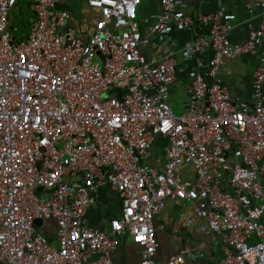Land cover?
I'll list each match as a JSON object with an SVG mask.
<instances>
[{"label":"built area","instance_id":"obj_1","mask_svg":"<svg viewBox=\"0 0 264 264\" xmlns=\"http://www.w3.org/2000/svg\"><path fill=\"white\" fill-rule=\"evenodd\" d=\"M20 0H0V264H112L129 237L141 264H158L155 216L171 198L188 201L191 224L204 218L227 245L222 264H264V0L245 40L231 31L237 14L220 4L195 16L160 0L150 31H201L187 42L200 67L179 113L171 101L178 61L165 39L149 57L142 0H87L101 17L84 38L60 0H34L26 33L14 31ZM257 54L251 100L234 97L220 67ZM165 137V162H146ZM192 164L194 180L182 169ZM122 199L102 227L87 223L99 188ZM54 219L56 239L39 229ZM184 246L162 264L200 256Z\"/></svg>","mask_w":264,"mask_h":264},{"label":"crops","instance_id":"obj_2","mask_svg":"<svg viewBox=\"0 0 264 264\" xmlns=\"http://www.w3.org/2000/svg\"><path fill=\"white\" fill-rule=\"evenodd\" d=\"M177 7L187 14L195 16L199 11L215 10L220 4L226 5L237 14L235 26L231 31V38L235 42L243 41L249 32V23L255 25L260 20L258 9L249 10L243 0H177ZM59 5L72 13L75 27L81 30V37L91 29L97 19L101 17L99 9L90 6L87 0H60ZM161 13L160 0H142L138 7V20L141 30L148 42L143 48L149 57L162 54L165 39L173 48L178 61L177 82L171 87V101L174 108L181 111L190 94V71L200 67L194 54H187L190 48L187 42L197 33L194 29L177 30L174 26L168 30V37L150 31V27ZM259 63L257 54H243L236 59L227 60L220 67V77L227 84L234 97L251 100L254 93V73ZM185 91L186 96L180 92ZM168 140L165 137L158 139L150 147V155L146 162L154 167H162L165 162V147ZM185 179L194 180L196 171L192 164H185L182 169ZM122 211L120 194L109 186L99 188L96 203L87 213V223L94 227H102L109 223L110 218L118 216ZM193 216V208L188 201L180 198L169 199L155 216V225L159 239L156 254L158 264L164 263L171 255L184 246L199 251L200 256L188 257L186 264H222L227 249L226 242L219 233L214 231L204 218L196 217L189 224ZM54 243L56 239V223L49 219L39 227ZM112 264H141V248L129 237L124 240L112 253Z\"/></svg>","mask_w":264,"mask_h":264},{"label":"rangeland","instance_id":"obj_3","mask_svg":"<svg viewBox=\"0 0 264 264\" xmlns=\"http://www.w3.org/2000/svg\"><path fill=\"white\" fill-rule=\"evenodd\" d=\"M33 1L34 0H20L18 2V5L15 7V9H14V22H13V26H14V31L15 32L18 31V29L21 27V25L19 23V20L22 19L24 16H25V19H26V17H28L30 15L31 10H30L29 4L31 2H33ZM71 23L73 25L75 24V22L72 21V20H71ZM76 28H77V34L79 36L82 35L80 27L78 25H76ZM180 95L181 96H186L187 93L185 91H181ZM175 111L177 113H179L178 110L175 109Z\"/></svg>","mask_w":264,"mask_h":264},{"label":"trees","instance_id":"obj_4","mask_svg":"<svg viewBox=\"0 0 264 264\" xmlns=\"http://www.w3.org/2000/svg\"><path fill=\"white\" fill-rule=\"evenodd\" d=\"M32 18H33V11L31 10L30 15L28 17H26L27 20L25 19V16L22 19L19 20V23H20L21 27L16 32L20 33V34L26 33L28 31V28L30 26ZM195 31H196V33H200L201 32L198 27L196 28Z\"/></svg>","mask_w":264,"mask_h":264},{"label":"water","instance_id":"obj_5","mask_svg":"<svg viewBox=\"0 0 264 264\" xmlns=\"http://www.w3.org/2000/svg\"><path fill=\"white\" fill-rule=\"evenodd\" d=\"M35 222H36V225H37V226H40V225H42V223H43V221H42L41 218H37Z\"/></svg>","mask_w":264,"mask_h":264}]
</instances>
